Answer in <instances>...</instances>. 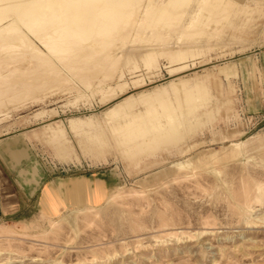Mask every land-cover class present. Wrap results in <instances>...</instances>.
<instances>
[{"label":"rangeland","instance_id":"374dc122","mask_svg":"<svg viewBox=\"0 0 264 264\" xmlns=\"http://www.w3.org/2000/svg\"><path fill=\"white\" fill-rule=\"evenodd\" d=\"M2 1L0 11L10 10L0 12V19L8 18L2 26H18L15 39L24 42L37 44L34 29L69 15L58 8L66 0H30L37 4L30 13L38 14L30 21L17 8L28 0ZM6 2L21 18L2 9ZM126 7L124 24L118 19L122 36L107 32L86 41L90 52L108 49L105 72L93 64L87 77H77L37 44L48 57L42 64L50 61L44 70L20 40L22 57L0 54V86L6 84L0 90L7 94H0V147L26 148L28 169L63 182L61 191L23 198L20 213L0 223V264H264V0H187L183 27L204 20L212 7L216 15L228 12L196 35H183L168 20L156 28L134 22L131 29L125 23L134 6ZM26 26L34 27L29 35ZM195 85L204 93L188 103L178 98ZM142 92L162 96L146 117L175 128L146 150L132 143L125 149L115 132L130 115L145 112L137 101ZM127 97L132 104L106 120L107 110ZM73 184L103 188V196L92 204L90 193L72 191Z\"/></svg>","mask_w":264,"mask_h":264},{"label":"bare ground","instance_id":"6f19581e","mask_svg":"<svg viewBox=\"0 0 264 264\" xmlns=\"http://www.w3.org/2000/svg\"><path fill=\"white\" fill-rule=\"evenodd\" d=\"M1 1V0H0ZM5 1H7V0H5ZM5 1H2L3 3L5 2ZM9 2H11V0H8ZM7 1V2H8ZM15 2H16V0H14ZM13 0H12V2H14ZM18 1V0H17ZM24 1H26V0H24ZM29 1L30 0H28L27 1V3H23L22 1H21V3H23L22 5L21 4H19L18 6L19 7H17L18 8V10H19V14L20 13H23V16L24 17H26L25 19H27V18H29V15L31 14L30 13V11H32L31 9H33V7H34V5H35V7L37 6V4H34V5H32L31 6V3L29 4ZM35 1H37L38 2V0H35ZM64 1V0H63ZM67 1V0H66ZM66 1H64L65 3L64 4H62V2H61V6H59L58 5V8H60L61 7V10H63V11H66L67 13H69V15L68 16H65V17H61L59 20H55V23L56 24H54V26H52V27H50L51 25H53V24H51L50 26H49V22H48V20H47V24L46 23H44L43 21H40V22H42V23H44L45 24V28L44 27H42L41 25V29L40 28H38L37 26L38 25H36V27L35 28H38V31H39V29H40V31L39 32H36L37 30L36 29H34V27L32 28H30V26L29 27H27V32L29 31V30H35V31H33V35H34V38H36V39H34L35 40V42L37 43V44H40V46L44 49V48H46V51H47V53L48 54H50L49 56H53L52 58H55V59H57V61H59L60 63L62 62V64H64V66H67L70 70V72H73L77 77L79 76V77H85L86 75H87V72H92L93 70H91L90 69V71H89V66L90 67H92V65L94 64V66H95V64L97 65L96 66V68H102V67H104V66H106L107 65V61H108V55H107V51H108V49H106V47H105V50H107L106 52H105V50H104V45H102V46H99V47H102L101 49H99V48H97V49H99V50H96V48L94 47V49L96 50V51H94V52H90V50L89 49H91L90 47H88L87 46V43H86V41L88 42V40H91V39H89V38H91L92 37V35H93V37L94 36H96V37H94L93 39H95V38H97L98 37V39L100 38V36H102V35H100V36H97L98 34H105V33H107V32H111V33H113L114 35L113 36H118V37H120V36H122L121 34L123 33V31L124 30H126V29H123V27H121L122 25V23L124 24V22H122V18L123 17H126L127 15H125L126 13H124L123 11H125V10H123L126 6H130L131 4H133V6H134V8H132V9H134V10H132L134 13V15H133V17L131 16V12H129V14H130V16H129V18L127 19L126 18V23H125V25L126 26H128V25H130V24H132V23H138V22H144V21H146L145 23H144V25H142L141 23H139V24H141V27L143 28L144 26H147L148 24H147V22L149 23V24H152V27H155L156 26V24H157V26L158 25H160L159 24V22H163V21H165L166 20V22H167V20L169 21L168 23H166V25L167 24H170L169 26L172 28V26L173 27H180V31H181V33L183 34V35H185L186 33H188V34H192V35H196V34H199V33H201V31L202 30H204V28L207 26L208 27V25H209V23H208V25H206V21H210V20H215L216 18L217 19H219L217 16L219 15H221V17H222V15L223 14H225V16L228 14V12L225 10V9H222L217 15L214 13V8L212 7L211 8V10L209 11V12H207V15H208V17H205V19L204 20H202V19H200V18H198V19H195V20H192L191 21V23H192V25L191 26H189V27H183V26H181V20H183L182 18H183V16L185 15V13H184V10H185V7H184V9L183 8H181L182 7V5L183 4H185V2L187 1V0H166L165 2H164V4L163 5H161V6H158V7H155L154 9L152 8V6H151V2H152V0H145V3H143L142 2V0H68L67 2ZM189 1V0H188ZM191 1V0H190ZM6 2V3H7ZM11 2V3H12ZM14 2V3H15ZM31 2H33L32 0H31ZM36 2V3H37ZM41 2L44 4V2L41 0ZM40 2V3H41ZM53 1H51V2H49L48 4H51ZM3 4L4 6H3V8L2 9H4V7H6V6H8V8H9V6H10V4L9 3H7V4ZM18 3V2H17ZM34 3V2H33ZM32 3V4H33ZM59 3H60V1H59ZM141 3H143L142 5H141ZM0 4H1V2H0ZM13 4V3H12ZM11 4V5H12ZM54 4H57L56 2L55 3H53V5ZM2 5V4H1ZM6 5V6H5ZM45 5V4H44ZM14 7H15V5H13ZM22 6V7H21ZM30 6H31V9H30ZM40 7L42 6V5H39ZM139 6H141V9H139ZM12 8V7H10L9 9H13V12L14 13H16L17 14V12L16 11H18L17 10V8ZM43 7V6H42ZM0 8H1V6H0ZM44 8H45V6H44ZM129 8V7H128ZM35 9V8H34ZM42 9V8H41ZM40 9V10H41ZM52 9H53V7H52ZM56 9V8H55ZM126 9H127V7H126ZM131 9V8H130ZM203 9H205V7L203 8ZM5 10H7V8L5 9ZM5 10H3L4 12H5ZM39 10V9H38ZM43 10V9H42ZM41 10V11H42ZM139 10H141V12L139 13L138 11ZM186 10H187V8H186ZM10 11V10H9ZM9 11H6V12H9ZM36 11V10H35ZM47 11V10H46ZM55 11V10H54ZM129 10H127L126 12H128ZM225 11L227 12V14L225 13ZM1 13H2V11H0ZM6 12H5V14H6ZM13 12L11 13V15H13ZM34 12V11H33ZM45 12V11H44ZM53 12V11H52ZM1 13H0V15H1ZM36 13V12H35ZM39 13V12H38ZM63 13H65V12H63ZM62 13V11H61V15L63 14ZM173 13H175V15L174 16H172L173 15ZM4 13H2V15H3ZM4 14V15H5ZM9 14V13H8ZM7 14V15H8ZM15 14V15H16ZM19 14H17L16 16H18ZM44 14V13H43ZM60 14V13H59ZM31 15H36V16H38V14H34V13H32ZM30 15V16H31ZM49 15L50 16H54V15H51L50 14V12H49ZM48 15V16H49ZM124 15V16H123ZM9 16H10V14H9ZM22 16V15H21ZM41 16H43V17H45V15H42L41 14ZM47 16V15H46ZM58 16V17H57ZM228 16V15H227ZM8 17V16H7ZM11 17V16H10ZM9 17V18H10ZM19 17H20V15H19ZM67 17V18H66ZM130 17H132V18H130ZM21 18V17H20ZM31 18V17H30ZM30 18L28 19L29 21H30ZM33 18V17H32ZM32 18H31V20H32ZM38 18H40V17H38ZM52 18V17H51ZM50 17H49V20L51 19ZM56 18L58 19L59 18V15H57V13H56ZM120 18H121V26H119V23H118V21L120 20ZM224 18H226V17H224ZM5 19H6V17H5ZM5 19H3V18H1V20H5ZM8 19V18H7ZM7 19L5 20V21H7ZM18 19V18H17ZM16 19V20H17ZM22 19H23V17H22ZM25 19H24V21H25ZM45 19V18H44ZM53 20H54V18H52ZM119 19V20H118ZM18 20H20V19H18ZM53 20H51V21H53ZM123 20H125V18L123 19ZM13 21V20H12ZM12 21L10 20V22H11V24H12ZM21 21V24H24V23H26V22H24L23 20H20ZM22 21H23V23H22ZM27 21V20H26ZM35 21H38V19H35ZM46 21V20H45ZM67 21V22H66ZM13 22H15V21H13ZM214 22V21H213ZM3 23V21H1L0 22V24H2ZM27 23H28V21H27ZM38 23V22H37ZM37 23H33V24H37ZM51 23V22H50ZM164 23V22H163ZM162 23V24H163ZM14 24H16V23H14ZM18 24H20V23H18ZM43 24V25H44ZM128 24V25H127ZM24 25H26V24H24ZM154 25V26H153ZM10 26V25H9ZM124 26V25H123ZM131 26V25H130ZM132 26H135V25H132ZM132 26L130 27L131 29H132ZM168 26V25H167ZM4 27V26H3ZM8 27V26H7ZM7 27H4V28H1L0 27V32L2 33V34H4L5 33V35H6V33L7 34H10V36H11V38H12V35H13V33H14V31L13 30H15V29H12V31H11V28H12V26H10V27H8V29L6 30V28ZM17 28H19L18 26H16ZM16 27H14V28H16ZM25 27V26H24ZM129 27V26H128ZM128 27H127V29H128ZM141 27H139L138 26V31L139 30H141L142 28ZM166 27V26H165ZM17 28H16V30L15 31H17L18 32V30H17ZM129 28V29H130ZM139 28H141V29H139ZM148 28H151V26H149ZM148 28H146V29H148ZM156 28V27H155ZM20 30V29H19ZM134 30V29H133ZM169 30H170V28H169ZM176 30V29H175ZM174 30V31H175ZM20 31H22V30H20ZM31 31H29L28 33H26L27 35H29V33H31ZM137 31V32H138ZM17 32H16V34H17ZM136 32V31H135ZM135 33V34H137L138 35V33H140V32H138V33ZM22 33V32H21ZM2 34H0V35H2ZM18 34H19V32H18ZM32 34H30V35H32ZM159 34V33H158ZM20 35V34H19ZM22 35V34H21ZM136 35V36H137ZM156 35V34H155ZM9 36V35H8ZM112 36V37H113ZM6 37V36H5ZM13 37H15V36H13ZM21 37V36H20ZM25 37H26V35H25ZM32 38H33V36H31ZM104 37V36H103ZM103 37H101V38H103ZM160 37V36H159ZM186 37V36H185ZM2 38V37H1ZM1 38H0V40H1ZM3 38H4V36H3ZM10 38V39H11ZM16 38V37H15ZM14 38V41H12V42H14V43H16V41L19 39L20 40V38H17V40ZM87 38H88V40H87ZM6 39H8V38H6ZM5 38L3 39V40H6ZM28 39H30V38H28ZM104 39H107V37L106 38H104ZM103 39V40H104ZM191 39V38H190ZM24 40V39H23ZM95 40H97V39H95ZM99 40H101V39H99ZM101 41V44H102V42H104V41H106V40H104V41ZM108 40V39H107ZM21 41V40H20ZM27 41V39L25 40V42ZM93 41V40H92ZM1 42V41H0ZM5 42H9V41H5ZM4 42V43H5ZM11 42V41H10ZM11 42V43H12ZM24 42V43H25ZM97 41H95L94 43H96ZM11 43H5V44H7L8 46L11 44ZM13 43V44H14ZM20 43H22V41L20 42ZM19 42L17 43V45H16V50H17V48L19 49V45H21ZM86 45H85V44ZM91 42L89 41V43H88V45L90 44ZM93 43V42H92ZM93 43V44H94ZM98 43H99V45H100V42L98 41ZM105 43V42H104ZM1 44V43H0ZM13 44H11V45H13ZM37 44H35L33 41H27L26 42V44H22L24 47H26L27 46V48H29L32 52H33V54H34V57L38 60L39 59V62H41V64H40V68H43L44 70H46L45 68H47V66L46 65H48L49 63H50V61H49V63L47 64V62H48V60H47V62H46V65H43L42 64V62H44L45 63V61H46V59H48V57H47V55H46V53H45V51H44V53L42 52V50L39 48V46L37 45ZM111 44V43H110ZM6 45V46H7ZM26 45V46H25ZM91 45V44H90ZM95 45V44H94ZM98 44L96 43V46H97ZM107 45V44H106ZM2 46H3V44H2ZM5 46V45H4ZM8 46L7 47H4L7 51L9 50V48H10V51H8L7 53L9 54V53H11V52H13L14 51V53L15 54H21L20 53V51H23L22 49L18 52H16L15 51V48H12L11 46L8 48ZM14 46V45H13ZM18 46V47H17ZM15 47V46H14ZM20 47H22V46H20ZM107 47H110V46H107ZM24 49V48H23ZM29 49H27V50H29ZM2 50H3V48H2ZM0 51V53H4L5 55H6V51L5 52H3V51ZM91 50H93V48L91 49ZM104 50V51H103ZM29 52V51H28ZM31 52V53H32ZM13 53V54H14ZM30 53V52H29ZM150 53V52H149ZM182 53V52H181ZM13 54H11V55H13ZM14 54V55H15ZM33 54L31 55V57L32 58H34L33 57ZM177 54V53H176ZM2 55V54H1ZM151 55H152V53H151ZM174 55L175 54H173V57H174ZM178 55L179 54H177V57H178ZM17 56H20V55H17ZM23 55H21V57H22ZM153 56V55H152ZM13 57V56H12ZM28 57V56H27ZM47 57V58H46ZM154 57V56H153ZM152 57V58H153ZM170 58H171V56H169ZM0 58H1V56H0ZM4 58V57H3ZM8 58V57H7ZM24 58V57H23ZM35 58H34V60H35ZM150 58V56H146V59H149ZM175 58H176V56H175ZM175 58H173L174 60H175ZM13 59V58H12ZM172 59V61H174ZM178 59V58H177ZM7 60V59H6ZM5 60V61H6ZM24 60V59H23ZM27 60V59H26ZM170 60V59H169ZM179 61L181 60V59H178ZM9 61V60H8ZM113 61V60H112ZM111 61V62H112ZM152 61V60H151ZM151 61H149V62H151ZM171 61V62H172ZM176 61V60H175ZM35 62V61H34ZM37 62V61H36ZM115 62V61H114ZM111 64V63H110ZM148 64H150V63H148ZM8 65V64H7ZM31 65V64H30ZM33 65H34V63H33ZM43 67H42V66ZM115 65V64H114ZM0 66H1V64H0ZM19 66V65H18ZM21 66V65H20ZM37 66V65H36ZM46 66V67H45ZM49 66H52V65H49ZM150 66H151V64H150ZM15 67V66H14ZM29 67V66H28ZM152 67V66H151ZM17 68V67H16ZM105 68V67H104ZM107 68V67H106ZM109 68V67H108ZM147 68H149V67H147ZM14 69V68H13ZM22 69H23V67H22ZM39 69V68H38ZM57 69V68H56ZM55 69V70H56ZM92 69H93V67H92ZM95 69V68H94ZM113 70H114V68H112ZM18 70V69H17ZM48 70H51V69H47V72H48ZM103 69H101V71H102ZM106 70V69H105ZM14 71V70H13ZM27 71V70H26ZM32 71V70H31ZM40 70H37V72L36 71H33L34 72V74L36 73V74H39L40 72H39ZM43 71V70H42ZM41 71V73H43ZM104 71V70H103ZM21 72V71H20ZM28 72H30V71H28ZM94 72L96 73L97 72V70L95 71L94 70ZM99 72V71H98ZM105 72V71H104ZM111 72H113V71H111ZM7 73V72H6ZM44 73H46V72H44ZM59 73V72H58ZM10 73H8V75H9ZM12 74V73H11ZM11 74H10V76H11ZM15 74V73H14ZM22 74H24V73H22ZM56 74V73H55ZM54 74V75H55ZM72 74V73H71ZM73 74V75H74ZM113 74V73H112ZM17 75V74H16ZM33 75V74H32ZM41 75V74H40ZM46 75V74H45ZM60 75V74H59ZM1 76H5V75H0V77ZM9 76V77H10ZM14 76V75H13ZM34 76H36V75H34ZM42 76V75H41ZM40 76V77H41ZM93 76V75H92ZM19 77H21V76H19ZM32 77V76H31ZM39 77V78H40ZM44 76H42V78H43ZM56 77V76H55ZM87 77V76H86ZM2 78V77H1ZM4 79H5V77H3ZM16 78V77H15ZM18 78V77H17ZM22 78H24V77H22ZM22 78H20V79H22ZM26 78V77H25ZM30 78V77H29ZM33 79H35L34 77H32ZM7 79V78H6ZM11 79V78H10ZM36 79H38V75H37V78ZM57 79V78H56ZM82 79V78H81ZM88 79V78H87ZM87 79H86V81H87ZM0 80H2V79H0ZM8 80V79H7ZM7 80H4V81H6V82H8ZM17 80V79H16ZM25 80V79H24ZM42 79H40V81H41ZM59 80V79H58ZM15 81V80H14ZM13 81V82H14ZM35 81V80H34ZM59 81H61V80H59ZM92 81V80H91ZM16 82V81H15ZM25 82H26V80L24 81V83L23 84H25ZM103 82V81H102ZM0 83H1V81H0ZM3 83V82H2ZM9 83V82H8ZM27 83V82H26ZM55 83V82H54ZM53 83V84H54ZM15 85H16V83H14ZM13 84V85H14ZM20 84V83H19ZM30 84V83H29ZM4 85V84H3ZM2 85V86H3ZM6 85V84H5ZM4 85V86H5ZM10 85H12V84H10ZM21 85V84H20ZM26 85V84H25ZM25 85H21V86H25ZM2 86H0V87H2ZM8 86V85H7ZM7 86H6V88H7ZM29 86V85H28ZM175 86H177V85H175ZM175 86H172V87H174L173 89V91H175L176 90V88L177 87H175ZM10 87V86H9ZM13 87V86H12ZM169 87H171V84H170V86ZM179 87V86H178ZM15 88V87H14ZM18 88V87H17ZM203 88H204V86H203ZM202 88V86L200 85H198V86H196L195 85V87L194 88H191V89H188V90H186L185 92H183V94L181 95L180 94V96L178 97V98H180L183 102H186V103H188L189 101H190V99H193V97L194 96H197L198 95V97H199V94L200 93H202L203 91L202 90H204ZM4 90H5V88H3ZM10 89V88H9ZM8 89V90H9ZM21 89V88H20ZM29 89V88H28ZM172 89V88H171ZM180 89V88H179ZM178 89V90H179ZM4 90H0L1 91V93L0 94H2V96L4 95V94H6V93H4L3 91ZM11 91H12V89H10ZM14 90V89H13ZM22 90V89H21ZM177 90V91H178ZM181 90V89H180ZM165 91V90H164ZM7 92V91H6ZM17 92V91H16ZM169 92V91H168ZM4 93V94H3ZM204 93V92H203ZM205 93H206V90H205ZM161 94H162V92H161ZM7 95V94H6ZM166 95V94H165ZM177 95V94H176ZM201 95H203V94H201ZM206 95V94H205ZM2 96H0V97H2ZM162 97V96H161ZM160 97V94L158 93V92H156V94H153V95H148V94H144L143 92L141 93V95L137 98V101H139L141 104H143L144 105V108H145V112L144 113H139V114H135V115H130V119H131V121H129L128 123H126V125L125 126H123V127H118L117 128V130H116V132L115 133H117L120 137H122L123 138V140L120 142V144H123V147H124V143H126V144H128V143H132L133 144V146L137 149V150H142V149H145V148H149L150 146H152L153 144H157V142H158V140L164 135V136H166L167 134L166 133H169V131H172L175 127H174V125L172 124H168V125H166V124H164V123H162L161 121H159V120H153V119H149V118H147L146 116H148V117H150L149 115H147V113H149L150 112V110H148V108H150L151 107V105L153 104V102H155V101H157L159 98H161ZM131 97H127V98H125V100L123 101V102H119V103H117L115 106H113V107H110V109H108L107 110V112H106V116L107 117H105L106 118V120H107V118H113V117H117L118 115H119V113L120 112H122V111H124L123 110V108L122 107H124L125 105H130V104H132V102H133V100L132 99H130ZM162 100V99H161ZM136 101V102H137ZM163 101L165 102V100L163 99ZM193 101V100H192ZM167 102V101H166ZM181 102V101H180ZM160 103L163 105V102H161L160 101ZM168 103V102H167ZM166 104V103H165ZM179 104V103H178ZM142 105V106H143ZM127 109V108H126ZM150 109H152L153 110V108H150ZM162 109V108H161ZM163 109H166V108H163ZM167 109H169V108H167ZM128 110H130V109H128ZM149 111V112H148ZM164 112H162V113H165V111H168V110H163ZM168 112H170V110L168 111ZM167 112V113H168ZM153 113V112H152ZM154 113H155V111H154ZM150 114V113H149ZM155 114H157V113H155ZM104 115V116H105ZM153 115V114H152ZM172 115V114H171ZM154 116H156V115H154ZM158 117V116H157ZM156 117V118H157ZM157 119H159V117L157 118ZM161 119V118H160ZM172 119V118H171ZM174 119V118H173ZM173 119L171 120V121H173ZM109 121V120H108ZM178 121V120H177ZM78 122H80V121H78ZM161 122V123H160ZM81 123V122H80ZM167 123H169V121L167 122ZM73 124H76V125H78L77 124V122L75 123L74 121H72V125ZM72 127V126H71ZM73 127H74V125H73ZM174 131V130H173ZM177 131V130H176ZM173 133H175V132H173ZM166 134V135H165ZM177 135V134H176ZM123 142V143H122ZM158 143H160V142H158ZM165 144V143H164ZM129 145V144H128ZM156 146V145H155ZM125 148V147H124ZM126 148H127V146H126ZM125 148V149H126ZM134 148V152H136L137 150ZM146 150V149H145ZM144 150V151H145ZM143 152V151H142ZM83 190H86L87 192H89L90 193V202L92 203V204H96L97 203V201H98V199H101V197L103 196V192H104V189L103 188H97V189H83ZM259 190V189H258ZM2 232H0V234H1ZM7 233V232H6Z\"/></svg>","mask_w":264,"mask_h":264},{"label":"crops","instance_id":"0c3cea01","mask_svg":"<svg viewBox=\"0 0 264 264\" xmlns=\"http://www.w3.org/2000/svg\"><path fill=\"white\" fill-rule=\"evenodd\" d=\"M0 27L4 28L5 26L3 27L2 24H0ZM0 34L2 33L0 32ZM3 36L5 39L8 38L6 40L9 42H5L6 40H3L4 39ZM0 38H1L0 51L3 48L2 51L3 52L6 51V56L8 58H11L12 56L15 57L17 55H21V54H15L14 51L9 54L7 53L8 51H10L9 48L10 46L12 48H15L16 52L18 51V48L16 50V45L19 42V39L16 43L14 42L11 43L10 41L11 40L14 41L15 37L12 36L11 38L10 34L7 33L6 35L5 33L0 35ZM4 42L7 44L14 43L13 45L15 47L11 44L8 46ZM22 44L24 45V40L22 41ZM6 45L9 48L8 51L4 48L7 47ZM20 46L21 45H19V49ZM0 54L5 55L4 53H0ZM14 59L16 60L17 57H15ZM1 77L0 79H3L4 76ZM2 81L3 80H1V82ZM29 161L30 159L28 157L26 148H22L8 143L3 144L0 147V223L6 219L15 218V216H17L20 213L22 209V204H24L23 198H28V199L32 198L35 192L38 191L48 192L47 195H50L52 191L62 190L60 189V186L62 185L63 182L60 179L57 181L51 179L45 181L42 177L39 176L38 171L27 168V164ZM28 176H30L31 179H28ZM74 185L75 184H73L71 187L72 191L83 190L81 189L82 186L80 185L74 186ZM72 191H69V193H71ZM48 204H50V202ZM51 204H52V210H56L60 206L57 200H55L54 195L52 196Z\"/></svg>","mask_w":264,"mask_h":264}]
</instances>
